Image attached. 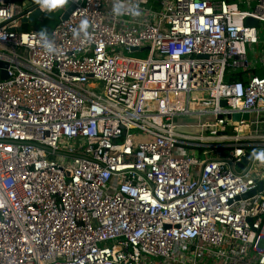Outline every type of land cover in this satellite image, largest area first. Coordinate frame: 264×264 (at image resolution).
I'll return each instance as SVG.
<instances>
[{
    "label": "built area",
    "instance_id": "obj_1",
    "mask_svg": "<svg viewBox=\"0 0 264 264\" xmlns=\"http://www.w3.org/2000/svg\"><path fill=\"white\" fill-rule=\"evenodd\" d=\"M70 4L0 0V264H264V0Z\"/></svg>",
    "mask_w": 264,
    "mask_h": 264
},
{
    "label": "rangeland",
    "instance_id": "obj_2",
    "mask_svg": "<svg viewBox=\"0 0 264 264\" xmlns=\"http://www.w3.org/2000/svg\"><path fill=\"white\" fill-rule=\"evenodd\" d=\"M67 6V5H66ZM240 8H245V6L243 4L239 5ZM62 10H55L52 12H46L45 14H43L40 18L36 19L34 22L29 24V27L31 29H35L38 28L39 25L42 24L43 28H46V31L42 32H48L49 30V26L51 24V22L58 16H60ZM258 39L260 42V45L262 42H264V30H263V25L261 24L258 27ZM41 31V30H40ZM261 48L263 49L262 52H264V45L263 47H259V48H255L253 51H249L247 52L249 61L251 62V64L255 67V72L257 73V75H263V67L261 66V61L258 60L259 55L261 53ZM124 55L128 56V57H138V58H145L147 52L143 51V52H128V51H123L122 52ZM203 121H208L210 120L209 117L204 116L201 118ZM197 121H199V118L197 115L195 114H191L189 116H178L175 119V122L177 123L178 127L177 130L179 131H184V132H191V131H195L197 132V128L195 127V124L197 123ZM189 151V150H188Z\"/></svg>",
    "mask_w": 264,
    "mask_h": 264
},
{
    "label": "water",
    "instance_id": "obj_3",
    "mask_svg": "<svg viewBox=\"0 0 264 264\" xmlns=\"http://www.w3.org/2000/svg\"><path fill=\"white\" fill-rule=\"evenodd\" d=\"M25 4H28L29 2H36L37 0H23ZM73 5L70 4L65 9L61 12L59 19L60 20H65L68 14L72 11ZM40 16V10L36 9L32 13H30L26 18L21 19V26L17 28V30H27L28 26L30 23L34 22L38 17ZM245 24L246 25H257V20L253 16H249L245 19ZM132 50H135V48H132ZM219 106L224 107L226 105V102L224 100H220L218 102ZM218 118H222V114L217 115ZM242 117L243 120H249V113L244 112L242 115L238 112H234L231 114H226V118H230L232 121L237 122L239 121V118ZM248 154L246 153L245 156L241 158V162L238 164L239 168H242L243 165L247 162ZM264 188V181L258 183L257 189L260 191L261 189ZM255 193V190H252L244 195H242L243 198H246L250 195H253Z\"/></svg>",
    "mask_w": 264,
    "mask_h": 264
},
{
    "label": "clouds",
    "instance_id": "obj_4",
    "mask_svg": "<svg viewBox=\"0 0 264 264\" xmlns=\"http://www.w3.org/2000/svg\"><path fill=\"white\" fill-rule=\"evenodd\" d=\"M37 3L41 11L52 12L57 8L63 7L67 3V0H37ZM254 155H256L258 158L264 157V152L254 153Z\"/></svg>",
    "mask_w": 264,
    "mask_h": 264
},
{
    "label": "trees",
    "instance_id": "obj_5",
    "mask_svg": "<svg viewBox=\"0 0 264 264\" xmlns=\"http://www.w3.org/2000/svg\"><path fill=\"white\" fill-rule=\"evenodd\" d=\"M59 22V16L58 17H56L52 22H51V24H50V26L48 27V28H50V27H52L53 25H55L56 23H58ZM39 30H43V31H46V28H43V26H42V24L41 25H39ZM248 71H246V70H236L233 74H232V76H233V78H237V79H244L245 78V76H246V73H247Z\"/></svg>",
    "mask_w": 264,
    "mask_h": 264
}]
</instances>
